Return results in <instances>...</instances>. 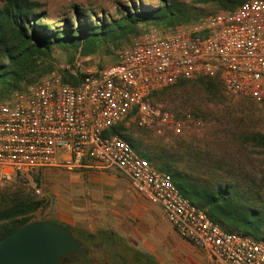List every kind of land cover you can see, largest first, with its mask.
<instances>
[{"label":"built area","instance_id":"built-area-1","mask_svg":"<svg viewBox=\"0 0 264 264\" xmlns=\"http://www.w3.org/2000/svg\"><path fill=\"white\" fill-rule=\"evenodd\" d=\"M199 78L217 79L228 94L264 102V0L166 32L141 33L113 63L89 71L78 84L54 72L15 91L0 102V184L32 181L45 167L117 170L139 196L160 205L211 264H264V240L215 221L182 194L171 174L119 133H106L131 120L160 136L183 132L189 115L154 103L153 94Z\"/></svg>","mask_w":264,"mask_h":264},{"label":"rangeland","instance_id":"rangeland-1","mask_svg":"<svg viewBox=\"0 0 264 264\" xmlns=\"http://www.w3.org/2000/svg\"><path fill=\"white\" fill-rule=\"evenodd\" d=\"M5 1L0 0V6ZM36 1L40 3V10L48 11L49 18L46 21L52 23L66 17H74V9L97 13L100 18H117L120 16V9L124 7H139L142 3L158 6L162 3V0ZM168 1H179L191 6L198 19L221 10L214 4H205L198 0ZM56 24L62 25L61 22ZM141 29V33L151 29L162 32L171 30L169 26L154 23ZM127 45H111L109 50L103 46L96 53L87 55L80 51L56 47L53 52L54 70L37 82L54 72L63 78L66 73L77 75L79 72L86 75L91 70L113 63L118 53ZM204 81L188 80L169 87L153 98L156 104L189 115V126L183 132L160 136L154 130L140 127L131 120L124 124L125 130H122V134H131L136 138L139 142L136 150L142 155H149L151 158L148 156V159L159 170L163 164L172 171L181 170L188 177L203 181H213L216 175L229 176L241 180V185L245 187L251 186L262 191L264 195V102L228 94L217 79L212 82ZM34 84L35 82L25 88L28 89ZM17 90L20 89L0 97V102L8 99ZM109 187H122L123 191L116 193L121 195L122 201L132 199L131 193L127 191L132 187L130 180L120 171L92 168L72 171L64 167H45L34 172L32 181L13 179L0 184V210L13 205L18 197L16 195L22 193L40 203L37 210L29 214L30 219H52L73 226L70 222L76 217L81 220L98 216L101 199L109 201L115 194L105 192ZM37 188L40 189L39 193L36 192ZM121 252L129 260L138 259L133 252ZM91 256L97 264L120 262L119 259L106 254L102 246L96 247ZM66 264L85 263L80 259Z\"/></svg>","mask_w":264,"mask_h":264},{"label":"trees","instance_id":"trees-1","mask_svg":"<svg viewBox=\"0 0 264 264\" xmlns=\"http://www.w3.org/2000/svg\"><path fill=\"white\" fill-rule=\"evenodd\" d=\"M205 4H214L221 10H232L247 0H198ZM36 0H6L0 6V97L15 90H26L25 86L36 83L45 74L54 70L56 47L81 53L93 54L103 46L119 47L131 45L140 35L143 26L154 23L175 29L179 25H189L198 21L193 8L179 1L162 0L158 6L144 5L124 7L119 17H102L97 13L74 9V17L57 21H46L47 10L39 9ZM61 22L62 25L56 24ZM127 45V46H129ZM117 58V57H116ZM86 75L66 73L64 80L73 84L80 83ZM197 80L212 82L215 79L199 78ZM219 81V80H218ZM165 86L154 92L153 98L169 87ZM206 82V81H204ZM126 121L114 125L106 133H119L135 148L139 142L131 134H122ZM264 143V137H262ZM136 149V148H135ZM145 157L150 156L144 154ZM149 156V157H148ZM151 158V157H150ZM162 171L171 174L182 194L192 203L204 208L208 214L228 228L245 235L264 240V195L262 191L241 185V180L229 176H215V180H194L181 170L172 171L161 164ZM236 182H235V181ZM13 205L0 210V238L30 223L29 214L40 203L31 196L18 193ZM46 220V219H40ZM52 220V219H48ZM55 221V220H53ZM83 241L91 258L93 250L104 247L105 253L119 259V264H136L129 260L121 250L133 252V249L112 231L106 234L90 233L81 228L63 223ZM137 258V257H136ZM85 264H89L83 259Z\"/></svg>","mask_w":264,"mask_h":264},{"label":"crops","instance_id":"crops-1","mask_svg":"<svg viewBox=\"0 0 264 264\" xmlns=\"http://www.w3.org/2000/svg\"><path fill=\"white\" fill-rule=\"evenodd\" d=\"M122 191V187H109L105 192L115 194L109 201L101 199L97 217H76L70 224L90 233L113 231L137 253L136 264H211L204 250L180 236L160 205L142 198L132 187L127 189L132 199L124 202L116 194Z\"/></svg>","mask_w":264,"mask_h":264},{"label":"water","instance_id":"water-1","mask_svg":"<svg viewBox=\"0 0 264 264\" xmlns=\"http://www.w3.org/2000/svg\"><path fill=\"white\" fill-rule=\"evenodd\" d=\"M88 249L66 225L35 220L0 238V264H66L88 261Z\"/></svg>","mask_w":264,"mask_h":264},{"label":"flooded vegetation","instance_id":"flooded-vegetation-1","mask_svg":"<svg viewBox=\"0 0 264 264\" xmlns=\"http://www.w3.org/2000/svg\"><path fill=\"white\" fill-rule=\"evenodd\" d=\"M89 255V250H88V253ZM92 255V253L90 254ZM89 264H97V261L95 260V258L93 256H91V258H88V261H87Z\"/></svg>","mask_w":264,"mask_h":264}]
</instances>
